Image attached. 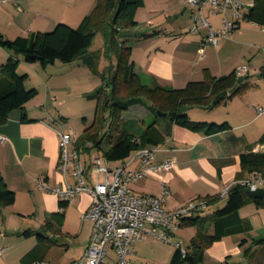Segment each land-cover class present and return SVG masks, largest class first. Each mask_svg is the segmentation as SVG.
<instances>
[{
  "label": "crops",
  "instance_id": "obj_1",
  "mask_svg": "<svg viewBox=\"0 0 264 264\" xmlns=\"http://www.w3.org/2000/svg\"><path fill=\"white\" fill-rule=\"evenodd\" d=\"M38 1L40 0H27L26 8L18 7L21 0H9L0 4V35L9 39L19 35L27 36L33 31H45L59 22L75 26L67 22L64 16L51 19L47 10L50 5ZM146 1L143 0L142 6H146ZM94 6L95 0L92 1L88 13ZM153 6L156 8L148 9L147 12L164 13L163 19L157 20L155 16L139 18L137 9V24L122 31V38L131 46L134 70L142 78L153 79L164 86L180 88L190 81H200L207 75L217 77L245 67L243 72H239L240 77L250 74L248 62L253 58L257 59L259 55L262 64L258 76L260 79L264 78L260 74L264 71V26L256 24L261 29L247 34L245 27L255 23L241 21L230 31L228 37H221L214 46L204 41L207 27L199 26L192 30L193 9L186 0H154ZM204 16L212 28L220 29L221 14L213 15L205 9ZM81 17L82 14L77 13L78 21ZM88 54L92 52L89 50L84 56ZM9 55L0 45V64ZM15 56L19 60L18 68L26 71L28 63L23 60L22 55ZM81 59H74L70 66H79ZM63 81L64 79L50 75L45 79V104H41L42 109L39 110L37 106L36 109L29 107L26 102L25 118L22 117V110L15 108L0 122V135L4 136L0 142V172L6 185L15 192L12 204L0 206V229L2 227L4 232L15 233L13 230L7 231L11 229L7 221L14 216L16 219L33 216L41 223L39 228L25 227L23 232H40L53 240L40 258L54 264H71L74 259L80 258L92 230V221L81 218L90 202L87 191L65 199L38 183L39 179L50 186L62 182L63 177L57 167L58 131L69 132L75 138L79 136L78 132L71 133L63 123L58 122L50 108H58L59 113H64L62 106L66 101L61 96L64 91ZM259 83L249 85L245 92L211 108L191 106L186 109L188 117L193 120L217 123L226 121L230 125L227 130L204 134L175 123L168 124L166 121L156 124L162 139L155 145V161L162 163L171 160L173 166L168 170L159 168L157 174L135 180L131 188L139 194L156 195L161 190L162 181H165L169 189L165 201L167 209L180 207L196 197L205 198L209 202L206 208L195 210L192 215H208L221 207L226 196L220 195V189L247 176V172L241 171V154L264 152V142L260 140L264 134V112L258 113L256 110L257 106L264 110V79ZM121 115L123 120L137 119L141 128L155 121L153 113L139 104L131 106ZM91 121L85 119L82 130ZM101 147L106 150L109 145L103 142ZM81 158L85 165L86 180L93 184L95 180L90 173L92 162L96 158L104 161L101 150L89 148L82 152ZM123 163H128L132 168L139 167L134 151L124 160L107 161L109 167ZM67 178L70 182L74 181L72 176ZM221 199L224 201L219 204ZM60 202L65 204L61 205ZM57 212L62 213L59 224L51 218ZM238 214L244 221L246 230L214 239L204 249L201 264H264V207L248 203L238 210ZM46 221H52L50 227L45 228ZM17 224L21 227L22 223ZM181 226L183 224H179L176 231ZM183 228V231H174L173 237L177 233L176 241L181 240L183 246H186L195 235L196 227L190 224L188 232L186 227ZM207 232L212 233L210 226L207 227ZM18 233L17 231L16 234ZM33 235L35 234L24 235V240L11 235L8 239L12 241L9 248L0 247L4 248L0 255V264H21L22 257L36 244V236L34 238ZM173 237L171 243L152 236H144L135 241L129 255L130 264H171V256L176 248ZM242 237L246 238V242L239 246L238 242ZM245 248H248L246 253ZM105 264H115L114 258Z\"/></svg>",
  "mask_w": 264,
  "mask_h": 264
},
{
  "label": "trees",
  "instance_id": "obj_2",
  "mask_svg": "<svg viewBox=\"0 0 264 264\" xmlns=\"http://www.w3.org/2000/svg\"><path fill=\"white\" fill-rule=\"evenodd\" d=\"M142 5L143 0H95L93 9L83 16L77 26L72 27L67 23L59 22L52 30L46 32L33 31L27 36L19 35L12 39L0 35L1 47L10 53L6 61L0 64V122H3L9 111L15 108H20L22 117L25 118V103L36 94L35 88L25 87L27 74L17 72L19 60L15 55H22L26 63L40 60L43 65L55 60L69 63L81 57L93 68L94 55H84L88 51L94 32L110 19L112 30L105 35L106 47L108 51L114 53L116 66L108 79L109 89L101 85L89 94V98L95 101V112L90 124L85 126L75 138L77 148L83 151L95 148L101 150L104 160L120 161L128 157L132 151L157 145L162 135L156 124L161 121H166L168 124L175 123L204 134L229 129L230 125L226 121L217 123L190 119L186 109L191 106L211 108L234 95L245 92L250 85L246 80L249 75L240 76L242 80L238 82L239 74L235 69L217 77L207 75L200 81H190L180 88L164 86L153 79L142 78L134 70L131 46L122 38L123 30L137 24L135 12ZM243 20L264 26V0H252ZM260 74L264 75V71ZM138 104L148 108L155 117V121L145 128L139 127L137 119L123 120L121 115L131 106ZM183 106L186 107L185 110H181ZM157 110L172 111L173 114L158 115ZM260 140L264 142V134L261 135ZM86 141L91 145L85 146ZM103 142L109 145L106 150L101 149ZM240 164L242 172L264 178V152L243 153L240 156ZM238 180L224 195L226 196L224 204L211 214L182 218L180 224L195 225L196 233L190 238L189 243L183 246L184 254L179 247L175 248L171 256V264H201L204 249L214 239L246 230L238 210L248 203L264 207V183H260L255 189H250ZM14 200L15 192L6 185L0 172V206L10 205ZM208 202L207 200V204ZM60 204L64 205L65 202ZM51 218L59 224L62 213L57 212ZM51 222L46 221L45 228L50 227ZM208 226L212 228L210 234L207 232ZM30 233L35 234L36 244L22 257L21 264L41 261L40 256L53 241L40 232L26 230L23 235ZM245 242L246 238H240L239 246H243ZM247 251L248 248H245L244 253Z\"/></svg>",
  "mask_w": 264,
  "mask_h": 264
},
{
  "label": "built area",
  "instance_id": "obj_3",
  "mask_svg": "<svg viewBox=\"0 0 264 264\" xmlns=\"http://www.w3.org/2000/svg\"><path fill=\"white\" fill-rule=\"evenodd\" d=\"M9 0H0V4ZM187 4L194 8L192 12V30L199 26L207 27L204 41L216 45L221 37H227L228 33L239 24L249 4L242 0H186ZM205 9L210 14H221L220 29L215 30L204 16ZM231 12V18L227 16V10ZM245 67L238 68L237 74ZM258 113L264 112L261 107H256ZM59 157L57 167L62 174V182L56 186H50L39 179L38 183L53 194L65 199L87 191L90 195L88 207L82 212L81 218L92 221V230L87 246L80 258L74 259L71 264H105L109 250L113 252L115 264H130L132 244L144 236H152L163 242L171 243L174 231L179 226L182 218L192 215L193 211L204 209L207 206L205 198H193L184 205L175 209L165 207L169 189L165 181L158 194L148 195L136 193L131 184L149 174H157L159 168L170 169L173 166L171 160L157 163L155 152L157 148L142 147L134 151V158L139 161L138 168L123 163L109 167L106 160L96 158L92 162L90 173L95 182L90 184L86 181V170L80 156L83 152L77 148L75 137L69 132L58 131ZM4 139L0 135V142ZM89 141L85 146H89ZM68 167H71L69 172ZM68 173L74 178L70 182ZM236 182V181H235ZM239 183L255 189L264 178L258 175H248L238 180ZM230 185L223 186L219 193L226 195ZM184 254L185 249L182 241L175 242ZM4 248H0V255ZM30 264H54L41 260Z\"/></svg>",
  "mask_w": 264,
  "mask_h": 264
},
{
  "label": "rangeland",
  "instance_id": "obj_4",
  "mask_svg": "<svg viewBox=\"0 0 264 264\" xmlns=\"http://www.w3.org/2000/svg\"><path fill=\"white\" fill-rule=\"evenodd\" d=\"M20 2V0H18ZM21 0V2L18 4V7L20 8H26V3ZM93 0H40L38 2H45L48 3L50 6H48V12L51 19H55L60 16H64L65 20L69 22L72 25L77 26L83 16L88 13V10L92 4ZM175 2V0H173ZM244 3L249 4L250 0H242ZM154 0H147L146 6H139L138 12H139V18H145V17H156L157 20L163 19L165 17V14H158L155 12L148 13V9H155L156 7L153 6ZM35 7V6H34ZM194 11V8H192ZM227 16L231 17V11L227 10ZM79 12L82 14L81 19L78 21L77 19V13ZM76 13V14H75ZM110 15V14H109ZM155 19V20H156ZM110 19H108L103 25L97 29L93 37L91 39V43L89 44L88 51L90 50L92 52L93 60L95 62V65L90 67L89 63L85 62L83 59H81L80 65L70 66V62H62L60 60H55L53 62H46L44 65L41 63L40 60H35L33 62H29L27 64L26 71L23 69H19L17 72L20 74L26 73V79H25V87L26 88H35L36 94L27 101V104L29 107H34L36 109V106L39 107L40 110L41 104H45L44 99V87H45V79L50 77V75L53 77H57L60 79H64L63 81V89L62 95L65 97V103L64 106H62V109L64 110V113H59L58 108L50 107L53 113L55 114V119L63 123L65 127L70 130L71 133H81L83 124L86 120L91 121L94 116L95 112V101L93 98H89V94H91L97 86L104 85L107 90L109 89V83L108 79L110 77V74L113 73L115 66H116V58L114 56V53L108 51L106 47V33H110L112 30V24L109 22ZM241 23H250L247 20H243ZM71 26V25H70ZM74 27V26H72ZM47 28V27H46ZM54 28L48 27V29H45L46 31H50ZM247 34L250 32L259 31L258 29H261L260 26L254 25V24H248L247 27ZM131 29V28H130ZM230 33V32H229ZM228 33V36H229ZM258 35L260 33H257ZM227 36V37H228ZM133 41V39H132ZM260 55L258 58H253L250 62H248L249 67V77L246 79L250 85L260 84L259 81H262V79L258 76V70L260 69ZM22 67V66H20ZM74 69V70H73ZM240 72H243L241 70ZM246 75V74H243ZM262 83V82H261ZM262 88H264V84H262ZM66 92V93H65ZM264 93V92H262ZM60 108V106H59ZM37 110H35L36 112ZM62 111V110H61ZM128 111V110H127ZM187 111V110H186ZM126 112V111H125ZM43 115V114H42ZM41 115V116H42ZM44 116V115H43ZM49 118V117H47ZM49 120H52L50 117ZM82 157V154L80 158ZM82 160V158H81ZM68 170L70 172L71 167H68ZM251 175V173H247V176ZM68 176L70 174L68 173ZM87 176V175H86ZM88 182V180H86ZM224 196V195H221ZM224 201V199H221V204ZM8 226H10V230H13V232H4L3 228L1 227L0 231L2 232V235L0 236V244H3L0 247H6L10 246V243L12 244V241H8L9 237L13 235L14 237H17V239L24 240L25 237L22 234L25 227L29 228H35L38 229L39 223L36 218L33 216H25L24 218H18L16 219V216L12 218V220L7 221ZM17 223H22L21 227ZM19 226V227H18ZM183 227H186V232L189 229L190 225H183L181 226L176 232L183 231ZM181 229V230H180ZM19 232L16 234V232ZM10 234V235H9ZM35 238V235H33ZM174 242L178 239L177 233L174 235ZM61 241V239L59 240ZM257 243V241L255 242ZM65 245V244H64ZM133 245V244H132ZM241 257V256H240ZM113 258V252L110 249L109 254L107 256V262L110 263ZM240 259V258H236ZM235 260V259H234ZM237 263V262H236ZM234 263V264H236ZM238 264V263H237Z\"/></svg>",
  "mask_w": 264,
  "mask_h": 264
},
{
  "label": "water",
  "instance_id": "obj_5",
  "mask_svg": "<svg viewBox=\"0 0 264 264\" xmlns=\"http://www.w3.org/2000/svg\"><path fill=\"white\" fill-rule=\"evenodd\" d=\"M241 80H242V78L239 77L237 81L240 82ZM185 108H186V107L183 106V107H181V110H185ZM156 113H157L158 115H167V114H168V115H171V114H173L172 111H170V112H161V111H159V110H157Z\"/></svg>",
  "mask_w": 264,
  "mask_h": 264
}]
</instances>
